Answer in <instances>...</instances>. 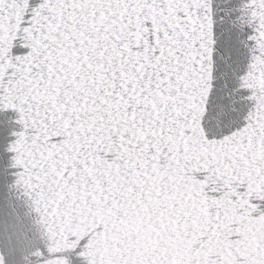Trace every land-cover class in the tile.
<instances>
[{
  "label": "snow or ice",
  "instance_id": "snow-or-ice-1",
  "mask_svg": "<svg viewBox=\"0 0 264 264\" xmlns=\"http://www.w3.org/2000/svg\"><path fill=\"white\" fill-rule=\"evenodd\" d=\"M0 264H264V0H0Z\"/></svg>",
  "mask_w": 264,
  "mask_h": 264
}]
</instances>
